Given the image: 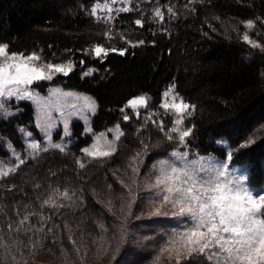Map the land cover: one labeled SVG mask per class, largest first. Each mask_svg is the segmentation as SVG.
<instances>
[{"label": "trees", "instance_id": "trees-1", "mask_svg": "<svg viewBox=\"0 0 264 264\" xmlns=\"http://www.w3.org/2000/svg\"><path fill=\"white\" fill-rule=\"evenodd\" d=\"M99 1L0 0V44H8L12 53L35 52L44 63L72 62L74 69L52 84L86 93L97 104L92 134L85 135L83 124L75 122V144L64 152L40 153L0 178V243L9 245L0 247V264H177L161 253L165 237L158 230L168 223L143 216L142 197L132 203L124 186L130 184L132 157L137 153L145 165L146 158L151 162L180 145L174 133L171 141L167 139L171 117L158 106L169 85L193 106L186 119L192 129L186 140L191 150L225 159L227 149L218 144L223 140L232 149V162L250 172V186L264 183V137L243 146L264 125V50L242 40L245 23L251 20L249 35L264 45V0H154L164 20L151 15L149 4H144L148 15L141 20L143 27L135 24L138 7L110 23L95 20L90 9ZM109 33H121L136 44L125 45L123 37L115 36L112 48L124 50V55L93 57L90 48L110 46ZM87 68H93L91 75H84ZM49 85L43 82L39 88L45 92ZM141 94L149 96L148 106L139 117L133 114L122 122L125 103ZM20 106L17 116L8 120L0 116V163H14L8 161L5 141L22 150L18 128L34 120L32 105ZM117 123L124 134L113 155L101 159L84 155L81 149L95 133ZM77 160L85 164L83 169ZM64 191L70 200L61 197ZM50 196L64 206H42ZM24 215L29 221L19 226ZM181 264L207 261L194 254L182 258Z\"/></svg>", "mask_w": 264, "mask_h": 264}, {"label": "snow or ice", "instance_id": "snow-or-ice-1", "mask_svg": "<svg viewBox=\"0 0 264 264\" xmlns=\"http://www.w3.org/2000/svg\"><path fill=\"white\" fill-rule=\"evenodd\" d=\"M115 2L116 0H110V3ZM105 9L108 13L113 11L108 2L104 4V8L99 10ZM130 10V8L122 7L118 11L128 12ZM97 11L98 6H93L92 15L95 16ZM168 11L171 12V8ZM155 15L161 21L164 20V15L159 8L155 11ZM107 19H111V17L108 16ZM135 24L139 27L144 26L139 19L135 21ZM245 27L252 29L254 22L247 21ZM242 40L253 48L264 50V45L251 40L248 32L243 34ZM139 43H143V41ZM109 51L116 50H108L102 46H96L93 49L97 58L102 55L107 56ZM124 54L125 51L120 50V55ZM40 61V55L35 52L28 55L12 53L9 51L8 44H0V111H3L5 116L12 114L4 103L12 98L33 100L40 107L43 117L41 126L47 131L55 127V121L52 118L53 109L59 111L63 116V108L76 109L77 105L67 103L66 98L71 96V93L54 89L51 93V97H55L54 100L51 98L42 99L35 95L30 88L35 82L51 80L54 74L68 75L74 66L71 62L64 65L41 63ZM90 74V72L84 73V75ZM169 95V92L164 93V97H169ZM83 99V108L95 113V102L86 97ZM147 99L146 96L133 98L128 101V106L132 109L146 107ZM160 107L165 111H173L178 116L175 120L176 127L169 130L170 134L167 135V139L171 141L174 133L179 142L185 144L192 129H181L180 125L183 123L184 114L188 113L193 106L172 96L171 102L166 100ZM73 114L75 113H69V115ZM137 117H139V113H137ZM124 119L127 121L130 117L126 115ZM153 122L155 123V121ZM116 127L119 129V125ZM64 130L65 135H70L67 120L64 121ZM160 130L164 131L162 121ZM122 135L123 133L120 132L116 138L119 139ZM30 147L34 150L39 149V145L36 143H31ZM52 147L60 152L65 151V148L60 144H54ZM39 150L47 152L49 149ZM81 151L91 159H101L113 155L116 149L111 146L106 149L102 148L97 141ZM139 155L137 153L132 157V160L135 161ZM171 156L175 158L174 161L169 159L159 161L157 166L159 175L151 185L163 194L162 200L165 205L178 209L174 215L184 219L187 225L173 236L168 246L163 250V253H167V258L174 257L177 264H181L182 257L188 259L195 254L203 256L207 264H264V191L255 192L251 187L234 179L227 164L209 163L206 165L203 158L189 160L186 152L173 151ZM227 159L231 160L230 154ZM17 160L18 164L15 167H10L7 170L0 169V178L15 173L19 166L25 163L22 158L17 157ZM77 163L81 169L85 167L83 162L77 160ZM132 171L139 175L138 167H133ZM132 182L135 183V178ZM121 184H123L122 181ZM36 187L39 188L40 185H36ZM57 191L59 190L57 189ZM60 195L64 199H71L67 191ZM42 206L63 207L64 205L57 204L50 196L42 202ZM157 214H159V210H157ZM31 215H35V213ZM28 221L29 215H24L19 220V226L25 225ZM19 226L15 231H20ZM99 227L106 231L103 224H100ZM8 228L12 230V225L9 224ZM42 230L40 229V231ZM2 239L0 237V240ZM0 247L8 249L9 245L0 243ZM157 259L159 260V257ZM12 260L15 262L16 257L13 256Z\"/></svg>", "mask_w": 264, "mask_h": 264}, {"label": "rangeland", "instance_id": "rangeland-1", "mask_svg": "<svg viewBox=\"0 0 264 264\" xmlns=\"http://www.w3.org/2000/svg\"><path fill=\"white\" fill-rule=\"evenodd\" d=\"M106 2H108L109 6L113 9V11L111 13H108L106 9L105 10H99V9L104 8V4ZM144 4H149L148 8H149V12L151 13V15L155 16V18H159L155 15V11L158 9V7H156V5H154V0H116L115 3H110V0H101V1L93 4V6H98V11H97V14L95 16L94 15H92V16L97 21L104 22V23H106V22L110 23L117 15H119L120 13H123V12L118 11L120 8L127 7V8H130L131 10H133L136 7H138V10L140 12V16H138V17H139V20H142V19L147 18V15H148L147 14L148 9L146 10V6H144ZM92 7H91V9H92ZM91 9H90V12H91ZM160 11H161V9H160ZM91 14H92V12H91ZM108 16H110L111 19H107ZM245 32H248V34H249V29L246 27H245ZM115 36L116 37H123L121 33H117L115 35H111V33H109L108 34V41L109 42L107 41V44L110 46H105V45L104 46L103 45H97V46H102L108 50L114 49V48H112V45L110 42L113 39V37H115ZM249 37L251 40L255 41V39H253L250 35H249ZM122 40L125 43V45H128V46H133L136 44L131 39H128V38L123 37ZM255 42H257V41H255ZM95 47L96 46L89 49V52L92 54L93 57H96L94 55V52H93V49ZM109 53H120V51L119 50L109 51L108 54ZM104 57L105 56L102 55L99 58H104ZM40 62L44 63L42 61H40ZM68 63L69 62L56 63V64L67 65ZM73 69H74V67H73ZM87 72H90L92 74L93 68H87L84 73H87ZM59 75H63V74H54L53 78L51 80L35 82L30 88V90L35 95H38L42 99L51 98L54 100L55 97H51V93L54 89H59L61 92H64V93H71V96L67 97L66 101L69 105L73 104V103L77 105L76 109H73L71 107L63 108V112H64L63 116L61 115V113L59 111H56L55 109H53L52 110V118L55 121V127L48 129L47 131L41 126L42 122H43L42 112L40 110V107L38 106V104L35 101L28 100V99L18 100L16 98H12L11 100L4 101V103L8 106V110L12 114L5 116V113L3 111H0V116L3 119L8 120V119L13 118V117L17 116L18 114H20L22 112V107L20 106V104L22 102H28L33 107L34 120L31 124L21 126L18 128L19 135L21 136L23 143H24V148L22 150L15 149L14 147H12V145L8 141H5V144H6L8 153H9L8 161L11 160L14 163L5 162L2 160L0 163V169L7 170L10 167H15L18 164L17 157L22 158L26 161V160H28V159H30V158H32V157H34L40 153H43V151H40L39 149L48 148L49 149L48 151L58 150V149L52 147V145H54V144H60L61 146H63L66 149L69 146L75 144L77 142V139L73 137V133H72V125L75 122H81L83 124L85 135H89V134L93 133L91 124H92V120H93L94 116L97 113V104H96L95 100L90 95H88L86 93L79 92L76 90H67V89H64L59 84H52L54 79L57 78ZM86 76H88V75H86ZM43 82L50 83V85L47 87L45 92H42L40 90L41 88H39V84H41ZM165 92H169V94H170L169 97H164ZM139 96H146L149 99V96L146 94H141ZM139 96H136V97H139ZM172 96H176V97H178L179 100L184 101V99L177 93L174 85H169L162 92L161 101L158 105L159 110L161 111V113H163L164 116H167V117L170 116L171 117V121H169L170 129L172 127H176L175 120L178 118V116L173 111H165L162 107H160V105L162 103H164L166 100L168 102H171ZM85 97L90 99L91 101L95 102V105H96L95 113H92L90 110L83 108V103H84L83 98H85ZM136 97H133V98H136ZM77 98H79V99H77ZM133 98H131V99H133ZM148 99H147V106L149 104ZM128 101L123 106V108H122L123 111H121L123 114L122 122L128 121V120L125 121V119H124V117L126 115L127 116H130L133 114L137 115V113L139 111H141L147 107L146 106V107H139L137 109H132L128 106ZM192 111H193V108H191L188 113L184 114L183 123L180 125L181 129L190 128L188 126V124H186V121H187L186 119L189 117V115L192 113ZM69 113H75V114L69 115ZM153 113L154 112L151 113V117H153ZM154 117L156 119L158 118L156 115H154ZM161 118H164V117L162 116ZM65 120H67V122H68V132L70 133V135H65V130H64V121ZM159 122H161V121H159ZM117 125H119V129H117V127H116ZM120 132L123 133V131L121 130L120 124L117 123L114 126L107 129L106 131H102L100 133H95L92 136V141L90 143H88L87 145H85L83 148L90 147L91 145H93L94 143L99 141L102 148L106 149L108 146H111V147H114L116 149L119 141L121 140V138L123 136V135L120 136L119 139L116 138ZM263 137H264V125H262L260 128H257L255 130V132H253V134H251L250 136H248L246 138L245 142L243 143L244 148L256 144V142L263 139ZM175 138L177 139V142H179L176 134H175ZM187 138H186V140H187ZM31 143L38 144L39 149H36V150L32 149L30 147ZM218 144L224 146L227 149V157L229 154L231 155L232 149L229 148V145L226 142L221 140L218 142ZM173 151L186 152L188 154L187 158L189 160H191V159L200 160L201 158H203V161L206 165L209 163H215L218 165L227 164L228 170L234 179L241 181L245 185L251 187L255 192L264 191V183L260 187L250 186V184H249L250 172L246 168L241 167V165H235L232 162V155H231V160H228L227 157L225 159H219L218 157H216L214 155H199L195 151L191 150V147H190L189 143H187V142L185 144L180 143L178 148H176ZM173 151H171L166 156L164 155V156L156 157V159H154L151 162H147L148 159L146 158L147 164L145 163V165H144L143 160L140 161V160L136 159L135 161H133L132 168L138 167L139 168V175H136L135 173H133V171L131 169V172L129 175V180H128V181H130V184H128V183L126 184L128 186L127 187L128 192L133 197L132 203L135 202L136 199L139 198V196L142 197L144 206H143V210L141 209V212H142L143 216H147L148 218H150L152 220L158 219V220L163 221L164 223H168V224H166L167 225L166 227L160 226V228L158 230V233L160 234V236L162 235L165 237V245H164V248L161 249V251H162L161 253H163V250L168 246L169 241L173 238V236L177 232L181 231L184 227L187 226L184 219L174 215V213L177 212L178 209H173L170 205H165L163 200H162L163 194L160 193L159 190H157L156 188L151 187V185L154 183L156 176L159 175L158 167H157L159 164V161H161L162 159H169L170 161H174L175 158L171 156V153ZM146 156L149 157V159L151 157H153L152 154H147ZM261 165H262V170L264 173V156L261 158ZM142 170H144V173H141ZM133 178H135V183L132 182ZM131 189L133 191H131ZM139 189H142V193H141V190H139ZM141 208H142V206H141ZM157 210H159V214H157ZM163 254L165 255V257H167V253H163ZM172 260H173V262H176V259L174 257L172 258Z\"/></svg>", "mask_w": 264, "mask_h": 264}]
</instances>
